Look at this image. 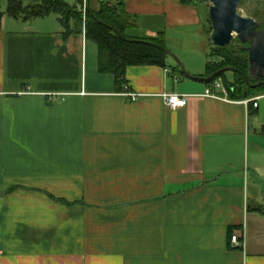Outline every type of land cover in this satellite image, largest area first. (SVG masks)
I'll use <instances>...</instances> for the list:
<instances>
[{"label":"crops","instance_id":"0c3cea01","mask_svg":"<svg viewBox=\"0 0 264 264\" xmlns=\"http://www.w3.org/2000/svg\"><path fill=\"white\" fill-rule=\"evenodd\" d=\"M124 5L165 42L201 24L180 0ZM49 17L0 29V264H264V99L202 97L168 60L117 90L95 44ZM171 93L187 105L167 109Z\"/></svg>","mask_w":264,"mask_h":264},{"label":"trees","instance_id":"16d2710c","mask_svg":"<svg viewBox=\"0 0 264 264\" xmlns=\"http://www.w3.org/2000/svg\"><path fill=\"white\" fill-rule=\"evenodd\" d=\"M98 1L100 5L98 10L91 9L87 2L85 9L78 10L76 0H74V6L65 0H7L5 11H0V29L4 16L15 20L29 21L51 14L56 15L65 38L70 33L76 32L83 34L87 41L95 44L98 72L112 75L117 90H122L127 67L157 66L167 68L169 57L156 48L159 46L165 49L162 33L149 38L129 37L127 32L136 26L131 21H137V18L125 11L124 0ZM180 2L185 6H197L196 0H180ZM208 22L210 24V20ZM223 68L235 70V73L231 72L233 74L231 82L226 80L225 73H220L216 78L206 81L205 84L208 86L215 80H222L229 99L233 101L241 102L264 95V84L257 88H251L240 75L247 76L250 85H255L258 81L264 83V78L257 80L249 76L247 45H242L238 40L235 47L231 43L223 48L213 45L212 50L211 48L209 50L208 61L205 64V74L201 78H210ZM173 69L181 74L178 67ZM252 211L264 215L258 208ZM232 233L233 229L230 228L229 239Z\"/></svg>","mask_w":264,"mask_h":264},{"label":"rangeland","instance_id":"374dc122","mask_svg":"<svg viewBox=\"0 0 264 264\" xmlns=\"http://www.w3.org/2000/svg\"><path fill=\"white\" fill-rule=\"evenodd\" d=\"M68 4L74 6V0H65ZM84 4L90 6L93 10H98L100 8L98 0H83ZM197 8L200 13L201 24L199 27L193 30H182V32H172L168 33V38L164 43L165 49L173 54L177 60L183 65L185 71L187 73H191L190 75H204L205 74V64L208 61V54L211 48L212 50V43L209 39L210 34L212 32L211 25L209 24V8L210 4L208 0H196ZM6 4H0V11H5ZM78 10H83L85 8L81 7L79 4L77 6ZM239 13L242 17L253 19L257 23L262 26L261 30H264V0H243L239 5ZM49 19L45 20L48 24L50 20H55L57 18L56 15H49ZM13 22V20L11 21ZM137 26L138 21H131ZM140 25L142 27L149 26L150 29L154 30L155 33L161 32L163 29V21L150 19V18H142ZM136 26L127 32L129 37L134 38H149L147 36H142L140 32L135 30ZM158 36V35H157ZM237 38L234 36L233 40L230 42L233 47L237 46ZM168 64L173 67L177 68L175 62L168 58ZM180 74V73H179ZM252 78L256 79L257 74L253 73ZM198 77V76H196ZM224 77L228 82L233 80V74L231 72H225ZM222 83V80H221ZM223 84V83H222ZM248 207H253V200L251 197V193L248 190Z\"/></svg>","mask_w":264,"mask_h":264},{"label":"water","instance_id":"95a60500","mask_svg":"<svg viewBox=\"0 0 264 264\" xmlns=\"http://www.w3.org/2000/svg\"><path fill=\"white\" fill-rule=\"evenodd\" d=\"M77 3L85 8L82 0ZM243 0H208L209 20L212 32L210 34L211 43L218 48H223L230 44L235 36L242 45H247V56L250 71L257 70V80L264 78V30H260L261 25L253 19L244 18L239 13V5ZM171 58L178 67L181 74L191 80L206 82L216 78L220 73L232 72V68H223L210 78L193 77L189 75L177 58L166 49L156 46ZM251 88H257L264 83L258 81L255 85H250L247 76L240 74Z\"/></svg>","mask_w":264,"mask_h":264},{"label":"built area","instance_id":"2783aa9c","mask_svg":"<svg viewBox=\"0 0 264 264\" xmlns=\"http://www.w3.org/2000/svg\"><path fill=\"white\" fill-rule=\"evenodd\" d=\"M123 96H125L132 102L136 101L139 97L137 94L130 93L126 89L123 92ZM202 97L227 103H235V101L229 99L227 90L219 79L206 86ZM260 99H264V95L256 96L254 98L241 101L240 103L245 107L251 104L253 108H256L257 101H259ZM187 100L188 96L186 95H179L175 93L163 95L164 105L169 110L184 108L187 105ZM228 246L232 250H239L243 247V239L239 237L238 234H231Z\"/></svg>","mask_w":264,"mask_h":264},{"label":"flooded vegetation","instance_id":"af4514ba","mask_svg":"<svg viewBox=\"0 0 264 264\" xmlns=\"http://www.w3.org/2000/svg\"><path fill=\"white\" fill-rule=\"evenodd\" d=\"M263 27H264V26H263ZM259 29L261 30V29H262V26H261ZM253 73H256V74H257L258 71H257V70L250 71V68H249V76H250V77H253V76H252Z\"/></svg>","mask_w":264,"mask_h":264}]
</instances>
